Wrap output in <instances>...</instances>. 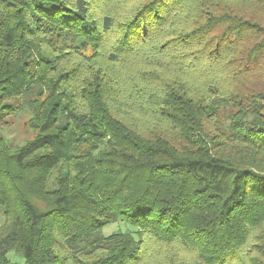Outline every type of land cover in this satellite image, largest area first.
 Masks as SVG:
<instances>
[{
    "label": "trees",
    "instance_id": "trees-1",
    "mask_svg": "<svg viewBox=\"0 0 264 264\" xmlns=\"http://www.w3.org/2000/svg\"><path fill=\"white\" fill-rule=\"evenodd\" d=\"M0 213V264H264V0H0Z\"/></svg>",
    "mask_w": 264,
    "mask_h": 264
},
{
    "label": "rangeland",
    "instance_id": "rangeland-1",
    "mask_svg": "<svg viewBox=\"0 0 264 264\" xmlns=\"http://www.w3.org/2000/svg\"><path fill=\"white\" fill-rule=\"evenodd\" d=\"M29 116L21 115L18 117H12L8 121L7 128L2 129V135L8 142H12L19 146H22L33 139V137L37 134L36 129L32 128L29 124ZM54 178V177H53ZM4 223V219L2 214L0 213V225ZM116 228L113 226L107 227L105 229L106 233H111L115 231ZM15 261L20 260L17 257L13 258Z\"/></svg>",
    "mask_w": 264,
    "mask_h": 264
}]
</instances>
